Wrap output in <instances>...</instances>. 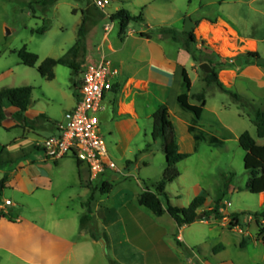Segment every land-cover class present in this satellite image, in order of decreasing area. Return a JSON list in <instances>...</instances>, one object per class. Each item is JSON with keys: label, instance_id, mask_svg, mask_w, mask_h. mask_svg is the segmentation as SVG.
Wrapping results in <instances>:
<instances>
[{"label": "crops", "instance_id": "0c3cea01", "mask_svg": "<svg viewBox=\"0 0 264 264\" xmlns=\"http://www.w3.org/2000/svg\"><path fill=\"white\" fill-rule=\"evenodd\" d=\"M95 1L91 0L94 4ZM110 1L109 10L108 7L104 11L96 7L100 14L99 20L94 19L90 6L84 10V20L87 16H93V22L91 33L87 35L90 40L87 63L82 67L85 71L90 62L106 57L119 71L114 78L113 90L105 97L104 110L99 114L104 133L110 136L112 155L115 158L128 161V152L136 145L135 151L139 154L135 165H150L146 159L150 156L155 158L156 153L150 152V145L143 148L145 137L150 132L151 139L156 143L152 137L154 114L164 105L169 108L175 131L173 116L187 131L191 115L183 113L177 102L182 91L183 70L188 72L192 82L189 102L200 105L197 96L205 92L206 104L200 121L203 129L218 136H226L230 132L238 140L247 131L244 128L242 132L236 133L224 121L227 107H231L227 97H221L220 105H209V91L214 96H217L218 91L227 93L222 92L217 85L207 87L204 81L206 73L202 71L201 65L208 62L200 58L207 53L216 57V63H226L219 69L218 76L227 90L233 92L238 81H247L248 89L239 94H242L240 96L243 100L248 101L245 108L250 111L249 119H255L258 111L264 112V57L259 53L260 59L255 62L243 57L242 66L236 67L231 57L211 50L206 39L220 34H236L246 48L242 55L259 52V40L239 34L233 26L232 17L226 14V11H230L231 0H198L194 8L193 0H189L186 8H181L183 2L179 4L177 0H138V10L135 11H141L143 20L130 22L124 31L121 23L113 21L112 16L121 10H127L134 17L138 15L129 10L131 2ZM256 2L260 0H249L248 4L254 9ZM256 11L264 16L262 10ZM114 22L119 24L115 36ZM109 23H113V30L107 33L105 26ZM164 28L194 33L196 44L192 50L195 57L186 50L183 43L164 37L161 33ZM80 29L75 46L79 41ZM196 82L200 84L201 92L193 96ZM75 97L67 98L66 112L76 106L77 92ZM4 110L2 126L10 115L13 122L9 129H19L21 132L13 140L15 150L3 146L0 152V156L8 163L0 168V179L6 175L9 177L6 189L0 195V213L3 214L0 218V264H111L112 261L120 264H244L241 255L228 253L222 238L216 239L215 246L205 250L199 246L197 238L186 236L185 232L191 225H207L211 221H198L180 227L169 214L158 217L139 205V197L147 189L138 194H126L125 199L118 198L122 191L118 192L115 186L109 193L103 194L101 188L95 187L93 183L107 175L93 179L86 165H78L77 162L76 167L73 161L66 158L59 161L46 158L39 145L45 139L59 135L58 124L64 119L65 112L55 118L51 112L36 107L31 99L24 117L33 124H27L16 119L18 110L9 101H5ZM207 114L213 120L205 126L202 120ZM240 118L245 120L244 116ZM259 139H255L257 144L264 146V138ZM179 147L183 152L180 144ZM193 148L194 140L192 151ZM163 151L165 154L164 145ZM3 153H8L7 160ZM113 156L110 155L111 159ZM132 164L134 162H127L128 167ZM236 191L232 187L231 192ZM97 193L108 197L98 199ZM259 195L263 206L264 193ZM5 201H11L12 206L6 207ZM86 214L90 221L82 226V217ZM216 220L223 221L221 224L217 222L221 227L229 225L231 229H238L244 237H248L241 220L235 228L226 217ZM92 223L96 227V239L91 234ZM101 241L105 242L106 248ZM259 241L257 239V243Z\"/></svg>", "mask_w": 264, "mask_h": 264}, {"label": "rangeland", "instance_id": "374dc122", "mask_svg": "<svg viewBox=\"0 0 264 264\" xmlns=\"http://www.w3.org/2000/svg\"><path fill=\"white\" fill-rule=\"evenodd\" d=\"M125 1L131 2L129 10L139 16L141 11H135L138 10L136 9L138 0ZM90 2L91 0H60L46 12H43L42 0H0V89L32 87V102L36 107L39 106L44 112H51L55 118L60 117L64 112L66 113L67 98H76L75 93L83 78V67L86 65L88 58L87 49L90 40L87 39V35L91 33L90 27L92 28L91 23L93 22L91 17L93 16H87L84 20V10L90 6L89 9L93 10L94 19H100V14L97 13L99 10L93 2ZM177 2L179 4L183 2L181 8H186V5H189V0H177ZM248 2L249 0H231L230 11H226V14L232 17L233 26L238 30L239 34L246 38L255 37L259 40L258 51L264 57V16H261L260 11H256L258 9L264 12V0L256 2L253 5L254 9L249 6ZM193 3L192 8L198 4V0H193ZM110 8L111 6L108 7V10ZM83 20L84 24L81 28ZM114 23L115 31L113 36L119 30L118 22ZM45 27L47 31L44 34L37 32ZM79 29L80 37L77 43L78 72L69 67L58 65L54 69L55 78L53 80L50 81L43 77L38 71L39 66L48 58L58 60L67 56L77 42ZM225 36L220 34L213 38L205 37L208 45H211L209 48L215 53L218 51L225 56L231 57L234 60V64H236L238 59L242 61L244 56L241 53L246 50L245 46L242 45V41L236 37V34L234 36ZM24 46H27L29 52L38 55L39 61L35 67H27L21 63L17 52ZM92 50H95V47H92ZM212 57L215 56L207 53L200 58L208 60ZM97 60L89 64L98 62L99 60ZM237 66L238 64H236ZM199 85L198 82L195 83L192 90L193 96L201 92ZM247 89V81L240 80L232 91L242 96L239 92L243 93ZM216 93L217 96L212 95L210 91L207 93L209 105L211 107L220 105L222 102L221 97H227L231 107H227L228 112L224 117V121L236 133H240L244 128H247V131L252 133L255 139L260 140L257 136L256 126L252 122L254 119L252 121L249 119L251 118L249 117L250 111L244 107L248 105V101L243 100V105H241L230 94H222L219 91ZM240 116H244L245 120L243 121ZM173 120L176 125L175 133L181 150L184 153H192V156L179 163L178 169L181 176L168 184L166 188L170 203L179 208H188L194 198L203 192L206 203L202 210L209 211L215 207L218 200H221L218 218L214 216L210 220L204 221H211V224L191 225L185 232L186 236L197 238L199 246L205 250L215 246L214 242H216V239L222 238L228 253L241 255L244 264H264V244L261 240L257 243L258 227L256 225V214H264V205H261L259 194H252L247 189L250 174L245 169V152L240 147L239 140L235 138L229 139L223 148H213L206 144H201L199 151L193 153L191 136L176 116H173ZM212 120V117L207 114L203 118L202 124L208 126L209 123H212ZM12 122L13 118L8 115L4 125L0 127V152L3 151V146H10L9 150H15L16 146L12 143L21 130L9 129ZM100 130L106 139L110 155L113 156L110 136L104 133L102 125ZM147 134L148 137H145L146 143H144L143 148L146 149L150 145V152L155 151L156 153L155 158L150 156L146 159L150 163L148 167L143 165L137 167L135 165L139 154L137 150L135 151V145L128 152V161H121L114 156L112 157L121 173L108 174L94 182L93 185L102 188L103 183L108 182L115 186L118 192L122 191V194L118 197L121 199H125L127 197L126 194H138L143 189L149 188L154 191V185L162 179L167 160L163 151L162 140L156 141V144L151 139V133L148 132ZM218 134H221L220 131H218ZM139 141L142 143V138ZM3 154L7 160L8 153ZM66 159L73 161L77 167L75 158L68 157ZM129 161L134 162V164L128 167L127 162ZM232 187H235L237 191L231 192ZM97 194L98 199H107L108 197L100 193ZM163 201L167 203L165 197H163ZM211 205L212 208L209 209ZM234 213H245L240 219L242 228L247 231L249 238L246 249L240 246L244 238L240 230L231 229L229 225L221 227L217 223L221 221L216 219L222 220L225 217L228 218V222H231ZM262 221L264 223L263 218ZM91 228V231L96 233V227L93 223ZM100 243L103 246L102 241Z\"/></svg>", "mask_w": 264, "mask_h": 264}, {"label": "trees", "instance_id": "16d2710c", "mask_svg": "<svg viewBox=\"0 0 264 264\" xmlns=\"http://www.w3.org/2000/svg\"><path fill=\"white\" fill-rule=\"evenodd\" d=\"M60 0H42L43 12H46L50 7L54 6ZM225 1V0H223ZM113 21H119L124 31L130 22H138L143 20V16H132L127 10H121L112 16ZM47 28H42L37 32L39 34H44ZM164 37L172 39L175 42L183 43L186 50L195 57V53L192 47L196 44V37L194 33L179 32L176 29L164 28L161 30ZM18 57L21 63L27 67H35L38 64V55L28 51L27 46H24L18 52ZM245 58L251 62H255L260 59L259 52H248L243 55ZM78 58V47L74 46L68 53L67 56L61 59H46L38 68L39 73L48 80H53L55 78L54 69L58 65H63L73 69L78 72L79 65L77 63ZM212 66V73H206L204 76V81L207 87L212 85H217L218 88L227 94H230L233 99L243 105V99L240 95L235 94L227 90L224 85L220 82L218 71L226 63L217 62L216 57H212L206 60ZM192 88V82L189 74L186 70H183V80L181 85V94L178 97V107L185 114H190L191 119L187 127V133L194 140L193 153H197L201 144H206L213 148H223L226 145V141L234 138L233 134L228 132L226 136H218L215 133L205 130L200 126V121L204 112V107L206 104L205 92L200 93L197 96V100L200 105H192L189 102V94ZM33 94V88L17 87V88H3L0 89V126H2L5 120V110L4 103L9 101L17 110L16 119L18 121L25 122L27 124H33L24 117V113L28 110L31 104ZM245 107V106H244ZM256 128L259 138H264V112L258 111L255 119L252 121ZM152 137L155 141L162 140L165 155H166V168L163 173L162 179L154 185L155 190L147 189L138 200L140 206L150 210L154 215L161 217L165 214H169L178 226H184L187 224H193L198 221H208L212 217H217L219 215V206L221 200H218L215 207L209 211H203L202 208L206 203V198L204 195H200L194 198L192 203L188 208H179L173 206L167 196L166 188L168 184L174 182L181 176L177 165L192 156V153H183L180 151L178 141L175 136V129L170 120V113L168 106L164 105L160 107L154 114V126ZM240 147L245 152L244 165L246 171L250 174L249 181L247 183V189L252 194H263L264 193V146L257 144L256 140L252 135L246 131L239 138ZM7 165V162L3 160L0 156V168ZM78 165L80 163L78 162ZM8 175L0 179V195L6 189V184L8 182ZM113 189V185L109 183H104L101 188L103 194L109 193ZM163 197L167 199V203H164ZM89 206V205H88ZM245 213H234L231 221V226L233 228L240 225V217ZM3 216L0 213V218ZM264 214H256V223L258 225V239L264 244ZM90 221L88 214L82 217V226L87 225ZM92 237L97 238L95 232L91 231ZM248 237H244L240 246L245 248L248 243ZM111 264H120L117 261H112Z\"/></svg>", "mask_w": 264, "mask_h": 264}, {"label": "built area", "instance_id": "2783aa9c", "mask_svg": "<svg viewBox=\"0 0 264 264\" xmlns=\"http://www.w3.org/2000/svg\"><path fill=\"white\" fill-rule=\"evenodd\" d=\"M110 4V0L95 1L96 7L102 11ZM112 30L113 23L105 26V32ZM118 73L106 57L87 65L77 89V104L65 113L63 121L58 124L59 135L47 138L39 145L46 158L59 161L73 157L88 167L93 179L108 173H121L110 157L99 118L104 110L105 97L113 90ZM4 204L12 206L11 201Z\"/></svg>", "mask_w": 264, "mask_h": 264}, {"label": "water", "instance_id": "95a60500", "mask_svg": "<svg viewBox=\"0 0 264 264\" xmlns=\"http://www.w3.org/2000/svg\"><path fill=\"white\" fill-rule=\"evenodd\" d=\"M236 64L241 65L242 64V61L238 59L236 61ZM201 69H202V71H204V73H212V71H213L212 67L208 63L202 64L201 65ZM102 243H103V247L106 248L105 242L102 241Z\"/></svg>", "mask_w": 264, "mask_h": 264}]
</instances>
